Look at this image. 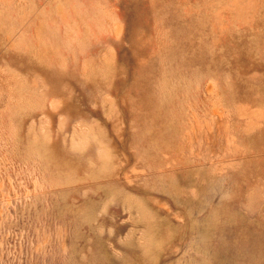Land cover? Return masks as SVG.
I'll list each match as a JSON object with an SVG mask.
<instances>
[{
  "label": "rangeland",
  "instance_id": "obj_1",
  "mask_svg": "<svg viewBox=\"0 0 264 264\" xmlns=\"http://www.w3.org/2000/svg\"><path fill=\"white\" fill-rule=\"evenodd\" d=\"M0 264H264V0H0Z\"/></svg>",
  "mask_w": 264,
  "mask_h": 264
}]
</instances>
